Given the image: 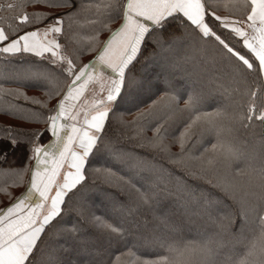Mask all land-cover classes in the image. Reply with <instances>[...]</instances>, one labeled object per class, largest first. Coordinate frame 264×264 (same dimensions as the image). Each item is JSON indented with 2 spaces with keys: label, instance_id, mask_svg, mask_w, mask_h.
<instances>
[{
  "label": "snow or ice",
  "instance_id": "6c2138e0",
  "mask_svg": "<svg viewBox=\"0 0 264 264\" xmlns=\"http://www.w3.org/2000/svg\"><path fill=\"white\" fill-rule=\"evenodd\" d=\"M42 2L61 11L31 17L20 11L10 18L15 25L0 23V60L42 64L44 70L36 77L50 86V96L61 97L52 108L43 106L47 114H34L44 128L19 135L9 129L0 141V157L6 160L8 150H19L27 161L19 171L31 174L27 192L0 209V264H64L60 258L67 251L64 244L52 248L46 237L60 236L72 247L86 249L90 230L119 247L112 253H97L89 264H264V135L251 146L240 135V130L264 126V0H230L229 14L223 16L206 0ZM27 3L20 0L0 8L23 9ZM80 20L100 26L88 38V50L96 55L82 66L75 62L78 55L61 43ZM116 21L113 29L110 25ZM33 23L43 26L23 28ZM100 30L108 31L109 38L101 41ZM209 48L213 61L228 68L229 84L235 87L218 80L209 81L211 86L176 80L173 70L187 63L189 50ZM29 57L36 59L28 61ZM240 84L245 85L242 90ZM218 91L241 99L234 107L213 106ZM0 92L20 95L2 86ZM146 98L150 103L145 107ZM125 114L133 119L123 120ZM113 117L136 127L137 135L150 129L152 136L144 137L147 147L166 150L165 141L171 137L180 146L172 154L173 162L182 168L195 162L196 171L190 174L210 183L216 175L212 186L229 192L239 212L213 215L212 206L219 201L205 200L199 215L216 230L199 242L178 244L173 239L178 225L166 219L159 233H133L132 222L120 215L124 205L113 210L115 215L101 216L86 200L77 201L88 176L99 173L131 187L139 204H150L157 194V189L136 188L113 171L123 162L106 133ZM107 162L110 167L104 166ZM221 170L227 179L219 176ZM253 180H258V190H252ZM178 194L185 206L198 202L187 185ZM69 214L76 216L75 223L66 220ZM237 215L240 226L233 232ZM221 254L224 259L218 261Z\"/></svg>",
  "mask_w": 264,
  "mask_h": 264
},
{
  "label": "trees",
  "instance_id": "16d2710c",
  "mask_svg": "<svg viewBox=\"0 0 264 264\" xmlns=\"http://www.w3.org/2000/svg\"><path fill=\"white\" fill-rule=\"evenodd\" d=\"M19 2L20 0H0V5ZM206 2L216 11L217 15L229 14L226 5L230 3V0H206ZM20 11H26L31 17L33 13L59 12L61 9L49 8L42 0H28L27 6L23 9L0 8V23H3L6 27L9 23L15 25L16 21L10 18ZM89 18L91 17L89 16ZM46 22L44 21V23ZM118 23L119 21H116L110 27L114 29L118 26ZM67 24L68 21H65V27H67ZM41 26H43L42 23H33L24 25L23 28L27 30L31 27ZM94 27L96 29L100 28L99 25L93 26L84 20H80L79 25H74L73 29L69 30L67 35L61 39V43L65 44L69 53L78 55V61H75L78 66H81L85 61H89L96 54L95 51L88 50L90 44L88 38L95 34ZM109 35L108 31L100 30L98 38L103 41ZM187 54L190 57L187 63L182 62L181 66L173 70V74L180 84L195 81L198 84L211 86L208 83L209 81L218 80L226 87L236 86L229 84L226 75L228 68L225 64L219 60L213 61V50L211 48L207 51L192 49ZM35 59V57H29L28 61H34ZM43 70L44 66L42 64L21 61L19 58H11V62L0 60V86L5 90H18L20 93L18 98L15 92L12 94L0 92V141L9 135V129L12 130L11 134L19 135L24 130L45 127L44 124L35 121L34 114H47V108H52L61 97L50 96V86L47 85L46 81L36 77L35 74ZM154 83H157V81H154ZM239 87L242 90L245 85L240 84ZM24 96L30 99L25 100ZM214 97L217 103L213 106L225 107L230 105L234 107L241 99L238 94L234 93L228 96L220 91L216 92ZM31 98H35L40 103L34 104ZM152 98L155 99V97ZM149 103L150 100L146 98L144 106L146 107ZM44 105L47 108H44ZM133 115L125 114L123 120L131 121ZM253 132H255V135L252 134ZM106 133L112 140L114 150L120 153L123 161L116 168H113V171H118L121 176L130 180L136 188L143 185L145 189H157V194L153 196L150 204H139L135 199V191L128 185L110 182L103 173L89 175L87 184L81 192L76 194L75 199L77 201L83 199L87 203L91 200L96 202L98 207H94L96 206L94 204L90 205L96 215L103 216L106 213L115 215L116 213L113 210L119 211V206L124 205V211L120 215L125 220L132 222L130 230L133 233H159L164 229V220L166 219L178 225V231L174 234L173 239L178 244H184L203 240L201 233L207 232L208 234L211 227L216 230L213 224L199 215L200 207L205 200L219 201L212 206L213 215L229 211L239 212V207L229 192L212 186V184L217 183L216 175L210 178V183L197 175L190 174L196 171L195 162L183 168L173 162L175 157L172 154L178 153L180 146L171 137L165 141L166 150L147 147L145 146L144 137L152 136L150 129L141 135H137L136 127L126 126L120 123L116 117L111 118ZM240 135L251 146L256 143L259 136L264 135V126H258L254 130H240ZM4 142L6 143V141ZM42 142L46 143L47 140ZM256 149L258 154V144H256ZM26 162V158L21 156L19 150L15 152L8 150L6 160L0 157V209L17 199L27 188L31 174L29 172L21 175L19 171ZM31 163L34 165L35 161ZM100 166L95 165V167ZM104 166L110 167L111 162L105 163ZM219 176L224 179L228 178L223 170L220 171ZM256 184H258V180H253L252 190H258ZM185 185L194 190L198 202L185 206L178 194V190ZM215 206H219V209ZM129 210H131V214H129ZM66 220L75 223L76 216L69 214L66 216ZM239 226L240 218L237 215L231 230L235 232ZM188 229L192 230V234L187 235ZM127 239L131 243L133 237L129 236ZM46 240L51 247L59 241L64 244L67 251L61 253L60 258L67 260V264L69 261L72 264H89L91 260L96 258L97 253H112L119 247V245L106 240L95 230H90L85 235L86 249L72 247L70 241H66L65 238L60 236L50 234L46 237ZM216 259L223 261L224 257L221 254Z\"/></svg>",
  "mask_w": 264,
  "mask_h": 264
},
{
  "label": "rangeland",
  "instance_id": "374dc122",
  "mask_svg": "<svg viewBox=\"0 0 264 264\" xmlns=\"http://www.w3.org/2000/svg\"><path fill=\"white\" fill-rule=\"evenodd\" d=\"M90 60H91V59H90ZM88 62H89V61H85L83 64H88ZM83 64H82V65H83ZM82 65H81V66H82ZM27 186H28V185H27ZM88 204H89V205L94 204V205H96V206H94V207H98V206H97V203L94 202V201H92V200L89 201ZM215 208H218V209H219V206H215ZM205 218H206V217H205ZM186 219H188V218H186ZM191 231H192V230L188 229V231L186 232L187 235H188V234H192ZM214 231H215V230L211 227V228L209 229L208 234H210V233H212V232H214ZM208 234H207V232H206V233H201V236H202L201 238L204 239V237H205L206 235H208ZM59 244H62L61 241L55 243V244L52 246V248H57V246H58ZM64 247H65V246H64ZM217 257H219V255H218ZM63 261H64V264H67V260H66V261L63 260ZM218 261H219V259H218Z\"/></svg>",
  "mask_w": 264,
  "mask_h": 264
},
{
  "label": "crops",
  "instance_id": "0c3cea01",
  "mask_svg": "<svg viewBox=\"0 0 264 264\" xmlns=\"http://www.w3.org/2000/svg\"><path fill=\"white\" fill-rule=\"evenodd\" d=\"M108 38H109V37H108ZM108 38H107V39H108ZM95 55H96V54H95ZM95 55L93 56V58H91V60H89L88 63H90V62L94 59ZM30 178H31V175H30ZM29 187H30V181H29V184H28L27 188L25 189V191H24L19 197H21L24 193H26ZM53 194H54V193H53ZM19 197H18V198H19ZM15 200H16V199H15ZM15 200L12 201V202H11L10 204H8L7 206H5L4 208L10 206L12 203L15 202ZM4 208H3V209H4Z\"/></svg>",
  "mask_w": 264,
  "mask_h": 264
}]
</instances>
